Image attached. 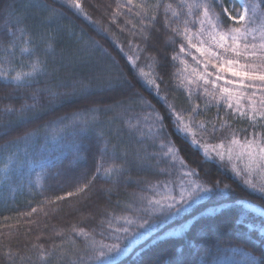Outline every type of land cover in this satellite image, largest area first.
<instances>
[{
  "label": "trees",
  "instance_id": "1",
  "mask_svg": "<svg viewBox=\"0 0 264 264\" xmlns=\"http://www.w3.org/2000/svg\"><path fill=\"white\" fill-rule=\"evenodd\" d=\"M150 2L154 3L155 0ZM163 2L171 3L174 8L179 4V0ZM208 2L213 4V0ZM3 3L13 5L17 13L27 17L41 51L47 39L46 32L51 31L56 40L53 50L47 56V70L37 78L38 83L16 90L0 80V169L4 168L10 156L13 159V165L7 173L0 171V264H9L4 256L9 249L26 255L31 252L33 243H43L46 247L53 240L59 243L61 238L56 237L55 232L72 223H78L92 232L96 240L103 239L105 243H111V229L107 223L101 224L102 220L111 218L109 213L116 216L143 215L136 211L139 207L138 197L144 192L151 195L149 183L160 184L172 180L175 183L171 186L179 191V172L171 169L166 158L151 155L160 152L159 141L154 143L147 136L142 138L139 132L130 129L125 123L128 117L134 122L144 115L145 109L137 101L129 106L119 123H108L109 118L116 115L115 112L101 113L99 117L105 130L111 127L121 133L113 142H121V152L128 153L129 163L124 164L125 171L112 179L98 177L85 193L48 203L54 201L56 196H66V193L75 192L78 187L88 183L95 173L103 144L94 131L81 136L68 128L59 136H53L50 122L89 107L93 100L112 104L117 100H125L134 92L150 101L163 116L166 125L164 139L170 138L175 142L189 168L199 171L202 179L211 182L219 179L221 186L228 184L235 191L202 201L190 213L159 224L121 258L120 264H204L205 261L207 264H230L228 261L233 254L256 252L264 247V217L245 207L248 204L258 209L264 208V199L252 193L242 180L235 178L226 165L218 161L206 162L202 152L191 145L190 138L186 141L175 133L174 117L164 102L155 96V90L143 86L136 70L132 69L127 60V55H139L137 65L145 72H152L162 78L157 80L160 94L167 96L176 111L186 120L191 117L194 127L201 122L206 125L208 131L198 135L202 142L217 144L226 138L231 139L233 132L240 139L251 136L253 131L264 132V121L258 119L254 127L247 116L241 117L222 101L219 105L216 101L206 103L209 98L202 89L192 86V96L189 98L188 91L180 84L179 72L183 66L179 59H172L175 53H179V45L184 41L182 36L164 27L163 8L160 9L154 27L148 30V39L145 40L140 35L132 34L139 31V18L126 8L120 10L122 14L113 22L112 14L116 11L117 0H81L85 12L93 21H99L100 27L107 28L108 32H98L96 25L85 20L65 0H3ZM36 4H48L63 15L50 26H44L40 21L47 12L41 13L32 7ZM213 6L217 12L220 11L218 6ZM236 7L239 8V5ZM4 19L5 15L0 10V28L3 27ZM183 19L182 16L179 22L181 28ZM127 21L136 23L138 27L133 29L132 23ZM189 26L193 31L199 27L198 24ZM172 27H177V24L174 23ZM93 40L98 41L99 46ZM120 47H123V53ZM184 59L194 65L190 56H184ZM17 70H20L19 62ZM23 70H28L26 61ZM118 73L127 77L132 88L118 84L115 80ZM109 76L113 78L112 83L116 87L111 91H101L102 88L107 89ZM73 81H83L90 85L86 89L92 93L89 99L68 101L62 95L53 98L43 91L50 88L58 93L69 92ZM33 93L40 97L35 109L39 118L18 127L13 125L9 134L4 135L7 129L3 125L10 120L15 121L18 115L5 113L4 107L12 105L19 109L23 104L31 105ZM196 105L199 108L193 112ZM25 115L31 117L34 113L28 112ZM45 125L48 127L45 128ZM212 125L220 131L213 134ZM33 129L38 131L29 141L14 142L16 136ZM143 130L147 132L146 127ZM137 152L148 156L146 163L136 159ZM113 162L117 165L123 163L120 158L114 161L105 158L106 167ZM41 164L43 169L39 166ZM161 168L169 169L171 175L160 172ZM37 173H40L39 184ZM33 208L37 209L34 213ZM193 217L197 218L195 227L181 230L178 235L164 236L169 231L181 229L182 225H188ZM122 223L113 221V226L118 227ZM75 239L76 247L83 254L86 241L83 237Z\"/></svg>",
  "mask_w": 264,
  "mask_h": 264
},
{
  "label": "snow or ice",
  "instance_id": "2",
  "mask_svg": "<svg viewBox=\"0 0 264 264\" xmlns=\"http://www.w3.org/2000/svg\"><path fill=\"white\" fill-rule=\"evenodd\" d=\"M65 3L85 20L96 25L98 32H108L107 28L100 27L99 21H93L85 12L81 0H65ZM213 4L220 8L219 12L215 10ZM213 4L208 0H179L178 6L174 8L171 3H164L163 0H155L154 3L150 0H138V2L117 0L112 20L115 22L116 17L122 14L120 10L126 8L129 13L139 18V31L132 34L140 35L147 40L148 30L154 27L160 9L163 8L164 27L182 36L184 41L179 45V53H175L172 59L174 61L179 59L183 66L179 72L180 84L188 91L189 98L192 96V86L202 89L204 95L209 98L206 103L216 101L219 105L222 101L227 108L233 109L241 117L247 116L255 127L258 119L264 121V0H227V4L225 0H213ZM237 4L239 8L236 7ZM0 6H2L0 10L5 15L3 27L0 28V80H3L6 86L19 90L39 82L37 78L47 70V56L53 50L56 37L51 31L46 32L47 39L41 51L27 17L17 13L13 5H5L3 0H0ZM32 7L40 10L41 13L47 12L40 21L44 26H50L63 15L48 4H36ZM182 16L184 19L181 28L179 22ZM127 23L132 22L127 21ZM174 23L177 27H172ZM196 24L199 27L193 31L189 25ZM137 27L136 23H132L133 29ZM41 39H44V36H41ZM92 42L99 46L98 41ZM171 42L175 43L174 40ZM137 49L139 50L138 45ZM192 49L198 55L193 54ZM120 51L124 52L123 47H120ZM184 56H190L194 65H190ZM139 59V55H127L129 64L136 70L143 86L154 89L155 96L164 102L169 113L174 117L175 133L183 140L187 141L190 138L191 145L197 150H202L206 162L218 161L223 165L227 161L233 175L242 180L252 193H258L264 199V132L253 131L251 136H245L243 139L233 132L231 139L226 138L217 144L209 145L202 142L198 139V135L208 131L206 125L201 122L194 127L191 117L186 120L180 112H177L174 105L168 102L167 96L160 94V84L157 80L162 78L152 72H145L137 65ZM25 61L27 71L23 70ZM17 62L20 70H17ZM115 80L121 87L127 85L128 88H132L131 82L123 76V73H118ZM112 81L113 78L109 76L107 89L100 90H113L116 85ZM221 81L223 83H220ZM89 87L90 85L83 81H73L69 92L58 93L50 88L43 91L48 92L53 98L62 95L68 101L87 100L92 95L91 92L86 91ZM32 99L31 105L23 104L19 109L12 105L4 107L5 113L18 114L15 121L10 120L3 125L7 129L4 135L9 134L13 125L18 127L39 118V115L35 114V109L40 97L33 93ZM243 100L248 101L247 106L241 103ZM137 101L145 109L144 115L136 118L134 122L128 117L125 123L130 129L139 132L142 138L147 136L154 143L159 141L160 152L151 155L166 158L171 169L179 172V191L171 186L175 183L172 180L160 184L149 183L151 195L144 192L138 197L139 207L136 211L144 213L143 215L116 216L109 213L111 218L102 220L101 224L107 223L111 229L109 233L111 243H105L103 239L96 240L92 232L79 226L78 223H72L69 227L55 232V236L61 238L59 243L53 240L47 247L43 243H33L31 252L26 255H21L19 251L7 250L4 256L9 264H120L121 258L138 241L153 232L159 224L184 213H190L193 207L202 201L235 191L228 184L221 186L219 179L214 182L204 180L199 171L189 168L175 142L170 138L164 139L166 125L163 116L154 109L150 101L145 100L140 93L134 92L125 100H117L112 104H102L93 100L89 107L79 109L70 115L57 117L50 122L53 136H59L68 128H71L74 134L79 133L81 136L94 131L103 144L100 149V160L88 183L78 187L75 192L66 193V196H56L54 201L48 203L85 193L98 177L112 179L125 171L124 164L129 163L128 153L121 152V142H113L121 133L111 127L105 130L99 122V117L101 113L115 112L116 115L110 117L108 123H119L120 117L128 112L129 106L136 104ZM198 108L199 105H196L192 111L196 112ZM28 112H33L34 115L28 117L25 115ZM44 127L47 128L48 125ZM144 127L147 128V132L143 130ZM37 131L38 129L26 131L16 136L14 142L20 140L27 142L37 134ZM217 131L220 129L212 125L211 132L214 134ZM135 156L142 163L148 160L147 155L142 156L139 152ZM106 157L113 161L120 158L123 163L117 165L113 162L106 167ZM12 165L13 159L10 156L7 164L0 171L7 173ZM39 166L43 169V164ZM159 171L171 175L169 169L161 168ZM39 179L40 173H37V184ZM36 211V208L32 209L33 213ZM260 215L264 217V208L260 209ZM113 221H123V223L114 227ZM196 222L197 218L193 217L191 223L181 226V230H190L195 227ZM101 235L103 236L104 233L101 232ZM76 237H83L86 241L83 254H80L81 250L76 247ZM245 256V264H264V247L256 252H246ZM204 264L207 262L205 261Z\"/></svg>",
  "mask_w": 264,
  "mask_h": 264
},
{
  "label": "rangeland",
  "instance_id": "3",
  "mask_svg": "<svg viewBox=\"0 0 264 264\" xmlns=\"http://www.w3.org/2000/svg\"><path fill=\"white\" fill-rule=\"evenodd\" d=\"M63 2H64V0H63ZM238 5H239V4H238ZM192 51L194 52L193 54L198 55L197 53H195V50H194V49H192ZM210 70H211V69H210ZM220 83H223V81H221ZM250 91H251V90H249V92H250ZM241 103H242L243 105L247 106L248 101H247V100H243V101H241ZM236 113H237V112H236ZM238 114H239V113H238ZM200 151L202 152V150H200ZM224 165H226V167L230 170V166L227 164V161L224 162ZM230 172H231V170H230ZM231 173H232V172H231ZM232 174H233V173H232ZM234 177H235V176H234ZM235 178H237V177H235ZM256 194H258V193H256ZM245 207L248 208V209H250V210H253V211L257 212V213H260V209H258V208H256V207H253V206L248 205V204H246ZM180 231H181V229H175V230H173V231H169V232L165 233L164 236L178 235V234L180 233ZM245 261H246V256H245V254L239 252V253H237V254H233V255L231 256V259L228 261V263L230 262V264H245Z\"/></svg>",
  "mask_w": 264,
  "mask_h": 264
}]
</instances>
